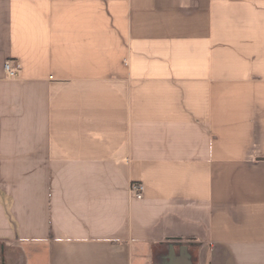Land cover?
<instances>
[{
	"label": "crops",
	"instance_id": "0c3cea01",
	"mask_svg": "<svg viewBox=\"0 0 264 264\" xmlns=\"http://www.w3.org/2000/svg\"><path fill=\"white\" fill-rule=\"evenodd\" d=\"M0 264H264V0H0Z\"/></svg>",
	"mask_w": 264,
	"mask_h": 264
},
{
	"label": "built area",
	"instance_id": "2783aa9c",
	"mask_svg": "<svg viewBox=\"0 0 264 264\" xmlns=\"http://www.w3.org/2000/svg\"><path fill=\"white\" fill-rule=\"evenodd\" d=\"M18 70H19V67L17 66L16 68H13L12 64L11 63H6L5 65V72H6V75L9 79H14L17 77V73H18ZM133 190H134V193H135V196L137 198H142L143 195H142V186L141 185H134L133 186Z\"/></svg>",
	"mask_w": 264,
	"mask_h": 264
}]
</instances>
